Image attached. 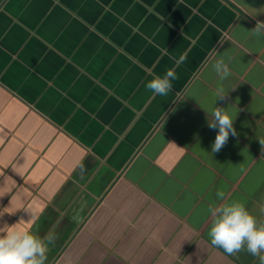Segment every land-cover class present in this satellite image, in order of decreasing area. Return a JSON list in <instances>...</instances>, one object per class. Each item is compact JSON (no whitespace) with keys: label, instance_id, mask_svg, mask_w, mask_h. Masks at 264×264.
Masks as SVG:
<instances>
[{"label":"crops","instance_id":"0c3cea01","mask_svg":"<svg viewBox=\"0 0 264 264\" xmlns=\"http://www.w3.org/2000/svg\"><path fill=\"white\" fill-rule=\"evenodd\" d=\"M258 22L264 0H0V227L34 215L46 264H259L208 237L222 203L264 218ZM215 106L237 135L212 153Z\"/></svg>","mask_w":264,"mask_h":264},{"label":"clouds","instance_id":"9594fccd","mask_svg":"<svg viewBox=\"0 0 264 264\" xmlns=\"http://www.w3.org/2000/svg\"><path fill=\"white\" fill-rule=\"evenodd\" d=\"M256 36L264 33V23H257L252 30ZM186 58L181 57L180 62ZM212 71L221 82L227 80L231 71L223 58L218 59L212 65ZM177 78L175 70L169 69L163 76L156 75L145 84V88L153 95L167 97L172 91V81ZM223 87H218L216 99L225 97ZM207 126L210 129H218L215 140L211 145V152H219L228 142L229 136L237 135L234 128V119L226 108L213 107L209 113ZM264 149V140H260ZM81 178L84 177L87 168L82 160L73 165ZM218 198L223 197L222 192L217 193ZM261 217H264V206L260 207ZM212 217L208 232L210 244L232 257H238L241 252H246L257 258L259 264H264V218L253 215L247 206L240 201L222 203L209 209ZM36 217L31 214L28 221L21 219L13 225L5 224L0 227V264H46L49 247L54 245L57 236L48 233L41 237L32 230ZM27 225V226H22Z\"/></svg>","mask_w":264,"mask_h":264}]
</instances>
